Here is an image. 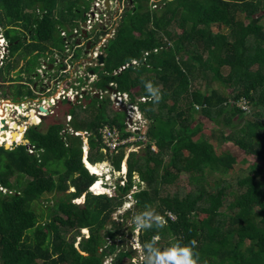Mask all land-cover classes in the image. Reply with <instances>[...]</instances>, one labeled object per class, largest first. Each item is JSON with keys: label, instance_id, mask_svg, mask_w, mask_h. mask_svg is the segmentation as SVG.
<instances>
[{"label": "trees", "instance_id": "trees-1", "mask_svg": "<svg viewBox=\"0 0 264 264\" xmlns=\"http://www.w3.org/2000/svg\"><path fill=\"white\" fill-rule=\"evenodd\" d=\"M92 1L0 0L9 42L0 82L28 80L46 51H60L61 32L84 21ZM121 1L113 34L101 47L103 62L88 69L96 75L92 87L108 94L112 83L137 104L145 140L132 143L143 147L125 154L127 142L103 150L99 129L105 125L121 138L134 133L125 129L124 109L109 110L108 96L90 93L79 103L57 101L55 107L70 115L66 126L51 118L41 129L47 115L20 143L0 145V264H105L107 258L109 264H142L144 250L130 239L132 216L146 208L165 224L137 233L140 245L158 236L160 248L175 240L190 244L197 264H264V0ZM95 29L89 35L96 41ZM145 80L159 87L158 103ZM16 85L3 94L34 96ZM241 97L248 111L230 102ZM200 117L215 124L209 137ZM242 117L247 120L239 130L236 118ZM69 128L86 132L90 164L108 161L119 171L125 161L113 194L88 190L97 177L83 164L82 135ZM223 142L245 157L239 162L229 150H217ZM235 169L243 173L229 176ZM181 173L186 190L179 186ZM45 193L56 198L41 219L33 202ZM128 195L137 203L113 216ZM61 228L87 235L74 245L75 235L67 239Z\"/></svg>", "mask_w": 264, "mask_h": 264}, {"label": "built area", "instance_id": "built-area-1", "mask_svg": "<svg viewBox=\"0 0 264 264\" xmlns=\"http://www.w3.org/2000/svg\"><path fill=\"white\" fill-rule=\"evenodd\" d=\"M120 0H118L119 2ZM122 2V1H121ZM103 4L104 7H107L109 0H93L91 2V5L88 9V11L86 12V18L83 21V24H81L80 26H77L73 29V33L72 36L73 38L76 40L75 44L72 46L73 49L76 47H81V44L78 42V38L84 39L85 41L82 42L83 47L85 48L86 51V45L87 43L89 44V47H95L97 50H91L90 51V56L94 57V62H97V56L98 54L101 53V47L104 45L105 41L110 38L113 34L114 31V27H109L107 31H103L100 29H95L100 31V33L98 34V39L95 41L92 39V36L89 35V32L93 29V27L90 26V28H87L88 30H86L87 23H91L92 19L97 15L98 13L96 11H94L93 8H97L99 6V4ZM112 24V23H111ZM78 34V37L75 38V34ZM103 33H108L109 36H107L106 38H104ZM61 34L64 36L65 33L62 31ZM104 38V39H103ZM101 39H103V41H101ZM101 41V42H100ZM104 42V43H103ZM8 47H9V42L8 39L6 37V27H2L0 25V65L3 61V59L6 57L7 55V51H8ZM68 47V43L64 44V48L66 49ZM61 56H63V53L59 54ZM54 63L53 62H48L46 60H48V58H42L40 59L42 61V63H40L39 68H37V71L40 75V83L39 85L41 86L40 90H32L34 93L37 91L39 93V95L41 97H39L38 99L35 98H31L28 96H23V98L21 100H18L16 102H12L10 100V98H5V99H0V110H5V119H4V129H8L10 131L11 130H15L18 131L19 130V126H22V131H21V135L23 134V132L31 125L33 124H37L39 122H41V116H46L48 113L51 112L52 107L55 105L56 101L59 98H64V97H70L73 100H78L79 98H81L83 95L85 94H94L97 93L99 95H101L100 93V89H95L93 87H90L88 92L87 90H85V88L83 87V85H86V83H90L91 81H93L96 78V75L94 74V72H92L90 69H88V71H90L91 75L94 78L88 79L86 78H79L80 75H78V73H73L71 71V64L70 63H63L62 68L60 70V74L61 73H67V76L64 77H58V69L55 70L54 68V64L58 63V52L54 53L53 55ZM71 56L73 57L74 55L71 54ZM70 59V57L68 58V60ZM91 61H88L87 63H90ZM51 64V73L52 74H47L48 72V64ZM131 63L134 64L136 63L135 60H131ZM87 65H95V64H87ZM126 66V65H125ZM124 67V65H122L121 67H119V69H122ZM54 68V70L52 69ZM57 71V73H56ZM73 81L78 85V90L76 92L73 93L74 90H69V92H67L65 89L61 88V83L63 81ZM109 86H112V83H109ZM33 89V88H32ZM70 89V88H69ZM72 89V88H71ZM59 92V93H58ZM76 93H78L76 95ZM113 95V100H115V102L118 105H122L123 109L125 110V129L127 127L126 130L131 131L134 133V135H129L127 137L121 138L119 136L118 131L116 130L115 127H109L107 125H105L104 127H102L100 130L101 133V138H102V143L104 144V148L103 150H115L117 146H119L120 144H125L127 142H131L129 146H133L134 141L140 140L141 142H143L145 140V137L143 135L142 132V127L145 123V119L142 118V114L140 113L138 106L136 103L134 102H129L128 101V96L126 93H120L117 90L115 92L112 91L111 93ZM110 94V95H111ZM145 98L144 97H140L139 100L143 101ZM47 100L50 101L51 103L49 105H47ZM6 102H8L9 106H5ZM231 103L235 104L237 107L241 108L242 110L248 111L249 110V106L246 102V100L244 98H239L236 100H231ZM36 103V104H35ZM33 105H36L37 107H39V109L36 110V112L34 113L31 109L30 112L28 113V108L32 107ZM19 109H18V108ZM43 108V109H42ZM11 112L12 116L8 115L7 112ZM32 114V115H31ZM25 115L26 119H22L19 118V116ZM32 117L37 118V121H31ZM67 119H70V115H67ZM10 123L16 124L15 128L12 127L10 128ZM137 130V131H135ZM85 132V131H84ZM74 134H80L79 132L73 131ZM136 134V135H135ZM21 142V138H19V140H13L9 143V146L12 144H16ZM4 143H6L5 141H1L0 145H3ZM28 151L32 152V146L28 145ZM151 149L155 150V146L152 144L151 145ZM82 150L84 152V154H86L87 151V146H86V142L83 143L82 145ZM125 163V161H123ZM122 169V166H121ZM120 169V172H122V174H124L125 169L122 171ZM120 183H122V181H120ZM94 191V190H93ZM169 217L173 218V215L171 213H168Z\"/></svg>", "mask_w": 264, "mask_h": 264}, {"label": "rangeland", "instance_id": "rangeland-1", "mask_svg": "<svg viewBox=\"0 0 264 264\" xmlns=\"http://www.w3.org/2000/svg\"><path fill=\"white\" fill-rule=\"evenodd\" d=\"M150 1L153 2L154 0H150ZM122 4H123V1L121 2V0L119 2H118V0H109V3L107 5V7H104L103 4L100 3L97 8H93L94 11H96L98 13V16L96 15L92 19L91 23L90 24L87 23L86 27H83V28H86V30H88L87 28H90V26H91V27H93V29L96 28V29H100V31L101 30L107 31L109 27H111V26L114 27L116 25L115 22H117V20H118V18L120 16V13L123 10ZM81 24H83V21L80 22L78 26H80ZM213 29L216 30V27L213 26ZM6 30H7V27H6ZM65 31L66 32H65L64 38L66 37V43H68V47L65 49L64 46L61 45L60 51L58 49H56V47L55 48H52L51 52L46 51L45 55H43L42 57L43 58H48V60H46V61H48V62L51 61V62L54 63V60L55 59L53 58L52 55L54 53L59 52L58 53V63H55L54 64L55 65L54 66L55 70L58 69V77H59V75H60V77H64V76H67L68 75L67 73H61L60 74V70L62 68V65L61 64H63V63H70L71 64V68H72L71 71L73 73H76L77 72L78 75H80V77H79L80 79L81 78H83V79L86 78V79H88V81H86V82H89V79L94 78V77L91 75L90 71H88V68L90 66H92V65L89 66L87 64H97V62H94V61H96V60H94V57H91L89 54H90V51L91 50L96 51L97 49L95 47H89L85 51V48L83 47L84 44H82V42H84L85 40L84 39H81V38H78V42L81 44V47H76V48L73 49L72 46L76 43L75 42L76 40L72 36V33L73 32H71L69 29L68 30L65 29ZM103 35H104V38H106L107 36H109L108 33H106V34L103 33ZM74 36H75V38H77L78 37V34L76 33ZM28 37L29 36L26 34V38H28ZM103 39H101V41H103ZM71 44H73V45H71ZM57 48H58V46H57ZM77 50H79V52H78V55L75 56L74 54H75V51H77ZM60 52L63 53V56L59 55ZM71 54L74 55V56L72 57ZM101 54H102V52H101ZM69 57H70V59L68 60ZM88 61H91V62L90 63H87ZM39 63H42V61L39 60ZM19 65H20V63H18L17 67ZM48 67H49V65H48ZM54 68H52V69L54 70ZM51 72L52 71H51V66H50V68L48 69L47 74H52ZM56 73H57V71H56ZM22 75L24 76V73L23 72H22ZM15 76L16 75L14 74L13 77L15 78ZM30 76H32V74H30ZM30 76H29L28 80H25L26 82H28L25 85L27 87H29L30 90L32 91L33 89L31 87L30 83L32 82L31 84H33V82L36 81V86L38 87L41 80H39V77H40L39 74H38V77H34V76L30 77ZM68 82L69 83H67V80L66 81H63V85L62 86H64V87L65 86H71L72 85V82L71 81H68ZM91 82L90 83H86V85H83V87L85 88V90H87V92H88L89 88L92 87ZM0 84H1L0 85V97H1V99L10 98L9 96L11 95L10 94L11 92L10 93H7L6 96L3 94V92H9V91H13V90L15 91V89L17 87V85H16L17 83H15V82H13L10 85L7 84V82H4V83H1L0 82ZM72 87H73V89L76 88V86H73V85H72ZM23 89H25L24 86H23ZM95 89H98V88H95ZM100 92H101L100 93L101 95H104V96H108L109 97V100L110 101L108 102V106H107L109 110H120V109H123L122 108L123 107L122 105H118L115 102V100L112 99L113 98V95L111 94L112 91H108V94L104 93V91H100ZM32 93L34 95V92L33 91H32ZM101 95L98 94V96H101ZM64 98H68V100L70 102H74V103H79V101H80V98L78 100H73L70 97H64ZM11 99H15L14 96L11 95ZM59 99H63V98H59ZM56 104L52 107L51 112L48 113V117H46L45 121L43 122V124L41 126V129H45L48 121H50L51 118H53V119H55L57 121H61L62 123H64L65 126L67 125V123H69L71 121V119H67L68 118L67 117V114L66 115H63L62 114V110L61 109L64 108V107H61V106L60 107H58V106L55 107ZM7 113H8V115L12 116V113L11 112L8 111ZM49 115H51V116H49ZM200 118L202 120V125L201 126L203 128V131H202L203 132V135L205 137H209L210 128H212V127L215 128V124L212 123V122H210V121H208L207 119H204L203 117H200ZM236 120L238 121V129L239 130H244L243 128L245 126V122H246L247 118H245V117H242L240 119H237L236 118ZM126 129H127V127H126ZM142 129H143V127H142ZM69 130H70V132H73L72 128H69ZM135 131H137V130H135ZM79 133L83 137V143H85L86 142V136H85L86 135V132L79 131ZM142 147H143V144L142 143H134L133 146H129V147L126 148L125 154H127L129 150L140 151ZM225 147H226V145H224V144L216 145V149L217 150L223 149ZM235 150H236L235 151V155H236L237 158H238V156H239V158L241 156L242 157L245 156V154L242 151H240L239 149H235ZM246 157L249 158L248 159L249 161L252 160L251 157H249V156H246ZM100 163H101V167H100V170H99L98 173H105L107 171H110L111 172V176L110 175H106L105 176V174H103L101 176V182L102 183L107 182V183L111 184L112 186H110V187H108L106 189L100 188V187L99 188H95L94 191H96V192L105 191L108 194H113L114 179L116 177L120 176L119 175L120 174L119 171H120L121 167H120L119 171H115V170L112 169V166L110 165V163L108 161H103V162H100ZM123 165H124V167H126L125 163L122 161L121 162V165H120V166H122V169H121L122 171L124 169L126 170V168H124ZM246 165H247V163L244 164L243 166H246ZM233 171H235V172H233ZM233 171L229 172V176H233L236 173L237 174L238 173H240V174L243 173L241 171H238V169H235ZM121 175H122V177L124 176V174H121ZM108 176H109V180H105L106 178H108ZM133 177L135 178V180H137V176L136 175H134ZM97 186H99V184ZM179 186L181 188H184L185 190L188 188L186 173H181L180 174V176H179ZM134 187H136V186H133V188ZM55 196L56 195L54 193H45V194L41 195L38 199H36L33 202V208L41 216V219H44V217L47 216L46 215L47 214V210H48V208H50L52 206V204H53V202H54V200L56 198ZM131 200L132 199H131L130 195H128V201L125 202L122 205V207L113 214V216H116V214H118L119 211L123 210L124 209V205L127 204V203H129ZM75 201L76 202H82V197L76 199ZM61 229H62L61 230V233L63 232L65 238H67V239H70L73 235H75L74 241H73L74 242V245H77V242H78V240L81 237H86V235H87V230L86 229L85 230L84 229H80L79 230V233H77V234H75L76 231H64L63 228H61ZM133 237H135V239H133ZM130 242L132 243L133 246H135L137 244V233L134 232V235L131 237ZM133 260L136 261L135 259H133ZM109 262H110V259L109 258H107V259L104 260V263L105 264H109Z\"/></svg>", "mask_w": 264, "mask_h": 264}, {"label": "clouds", "instance_id": "clouds-1", "mask_svg": "<svg viewBox=\"0 0 264 264\" xmlns=\"http://www.w3.org/2000/svg\"><path fill=\"white\" fill-rule=\"evenodd\" d=\"M88 48H89V46L86 47V50ZM8 49H9V47H8ZM7 56H8V51H7L6 57ZM48 65L52 67V65L50 63ZM39 66H40V63L38 65V67H36L35 70L33 71L37 75L32 74V76L38 77L39 73L37 71V68H39ZM49 68L50 67H48V69ZM143 84H144V88H145L146 92L149 94L151 99L154 102L158 103L160 101V99H161V91H160L159 87L155 86L150 80L143 81ZM22 98L23 97H18V99L16 101L21 100ZM66 99L68 100V98H66ZM57 101H56V103H57ZM40 123L41 122H39L37 124H33L31 126L38 125ZM24 132H23V134H24ZM22 135H21V141H22ZM85 155L86 154H84V152H83V164H84L85 168L90 173L95 174L96 177H97L96 180L92 184H90V186L88 187V190L90 192H92V193H95V194H97V193H107L105 191H99V192L93 191L95 188H97V187H94V184H95L96 181H100L99 182V187L100 188H104V189L112 186L111 184H109L107 182H104V183L101 182V176L103 174H105V176L106 175H110L111 176V172L107 171L105 173H97V172L90 171L89 168L86 166V164L84 162ZM121 174H122V172H120L119 175L122 176ZM124 174H125V172H124ZM105 180H109V176ZM135 203H137V201L131 200L129 203L124 205V209H127V208L131 207V205L135 204ZM132 223L134 225V232L135 233H139L142 229H150V228H153V227L161 228V227L164 226L165 220H164V217L162 215H160L159 213H157L155 211V209L146 208L143 211L136 212L132 216ZM158 238H159L158 236L154 237L153 241L145 242L143 245H140L138 243L135 245L137 248H141L142 247L143 250H144V255L141 258L142 264H197V257L194 254L193 248L191 247L190 244H183L180 240H175L172 243H170L168 247L160 248V247L156 246V244H155V240L158 239ZM133 239H135V237H133Z\"/></svg>", "mask_w": 264, "mask_h": 264}, {"label": "bare ground", "instance_id": "bare-ground-1", "mask_svg": "<svg viewBox=\"0 0 264 264\" xmlns=\"http://www.w3.org/2000/svg\"><path fill=\"white\" fill-rule=\"evenodd\" d=\"M60 24V23H59ZM73 86H76L75 89H73L72 85L71 86H62L63 82L61 83V88L65 89L67 92H69V90H74V92H76L78 90V85L71 81ZM67 83L68 80H67ZM96 87V86H95ZM70 88V89H69ZM72 88V89H71ZM59 93V92H58ZM78 93H76L77 95ZM51 102L47 100V105H49ZM5 106H9L8 102H6ZM18 108V107H17ZM196 108V107H195ZM19 109V108H18ZM43 109V108H42ZM32 115V114H31ZM4 119H5V110H0V142L1 141H5L7 144H9L11 141L13 140H19V138H21V131H22V126H19V130L15 131V130H11L10 131L8 129H4ZM31 121H37V118L32 117ZM10 128L14 127V124L12 125V123H10ZM15 128V127H14ZM84 162L86 164V166L89 168L90 171L93 172H99L100 167H101V163H96V164H90L88 161H86V159H84ZM124 167V165H123ZM126 168V167H125ZM100 181H96L94 184V187L99 188V186H97L99 184ZM103 190V189H102ZM99 191V190H98ZM96 192V191H95ZM85 230V229H84Z\"/></svg>", "mask_w": 264, "mask_h": 264}, {"label": "flooded vegetation", "instance_id": "flooded-vegetation-1", "mask_svg": "<svg viewBox=\"0 0 264 264\" xmlns=\"http://www.w3.org/2000/svg\"><path fill=\"white\" fill-rule=\"evenodd\" d=\"M32 74H34V75H37L36 73H34V72H32ZM39 79H40V77H39ZM5 82H7V84H12L13 82H15V83H22V84H27L28 82H26V81H21V80H13V81H5ZM32 83V82H31ZM30 83V85H31V87L33 88V90L37 87L36 86V81L35 82H33V84H31ZM37 90H40L41 89V86L39 85L37 88H36ZM35 89V90H36ZM35 95H34V98L33 99H35V98H39V97H41L40 95H39V93L36 91L35 93H34ZM10 97V96H9ZM15 98V97H14ZM0 99H1V97H0ZM18 99V97H16L15 99H11V97H10V100L12 101V102H16V100ZM36 104V103H35ZM29 110H28V113L30 112V109L35 113L36 112V110L37 109H39V107H37L36 105H33L32 107H29L28 108ZM22 117V119H26V116L25 115H22V116H19V118H21ZM44 118V116H41V122H42V119Z\"/></svg>", "mask_w": 264, "mask_h": 264}, {"label": "water", "instance_id": "water-1", "mask_svg": "<svg viewBox=\"0 0 264 264\" xmlns=\"http://www.w3.org/2000/svg\"><path fill=\"white\" fill-rule=\"evenodd\" d=\"M88 46H89V44L87 43L86 47H88ZM97 60H98V63H99V64H102V62H103V55H102L101 53L98 54V56H97ZM49 67H50V66H49ZM108 90H109V91H113V92L116 91V89H114V88H112V87H110V86H108ZM94 95H95V96H98L97 93H94ZM15 126H16V124H14V127H15ZM24 142H26V140H24ZM3 146H4L5 148H8V147H9V144L4 143Z\"/></svg>", "mask_w": 264, "mask_h": 264}, {"label": "crops", "instance_id": "crops-1", "mask_svg": "<svg viewBox=\"0 0 264 264\" xmlns=\"http://www.w3.org/2000/svg\"><path fill=\"white\" fill-rule=\"evenodd\" d=\"M222 144L226 145V147L223 148L222 150H229L234 156H236L235 155V151H236L235 149H238L236 146H233L230 143H226V142H223ZM243 157H245V156H243ZM243 157L241 156L239 158V156H238V158L236 157V160L240 162V160H242ZM247 159H249V158H247Z\"/></svg>", "mask_w": 264, "mask_h": 264}]
</instances>
